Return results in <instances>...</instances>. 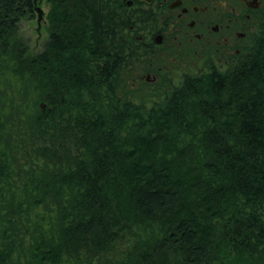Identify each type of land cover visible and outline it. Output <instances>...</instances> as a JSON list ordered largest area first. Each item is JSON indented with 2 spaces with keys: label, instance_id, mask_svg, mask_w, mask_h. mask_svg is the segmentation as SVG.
<instances>
[{
  "label": "trees",
  "instance_id": "16d2710c",
  "mask_svg": "<svg viewBox=\"0 0 264 264\" xmlns=\"http://www.w3.org/2000/svg\"><path fill=\"white\" fill-rule=\"evenodd\" d=\"M35 1L0 0V264H264V26L140 94L134 0H38L33 54Z\"/></svg>",
  "mask_w": 264,
  "mask_h": 264
},
{
  "label": "flooded vegetation",
  "instance_id": "af4514ba",
  "mask_svg": "<svg viewBox=\"0 0 264 264\" xmlns=\"http://www.w3.org/2000/svg\"><path fill=\"white\" fill-rule=\"evenodd\" d=\"M128 7L145 15L131 29L155 56L132 80L140 94L164 79L174 83L178 75L226 70L246 55L264 26V0H134Z\"/></svg>",
  "mask_w": 264,
  "mask_h": 264
},
{
  "label": "rangeland",
  "instance_id": "374dc122",
  "mask_svg": "<svg viewBox=\"0 0 264 264\" xmlns=\"http://www.w3.org/2000/svg\"><path fill=\"white\" fill-rule=\"evenodd\" d=\"M40 7L44 10V19L41 24L38 23V15L35 13L33 19L22 21L20 26L21 36L29 45V49L33 54L41 52L49 38V27L46 19L49 12V6L46 3H43ZM178 78L179 75L175 80V85H178L181 81V77Z\"/></svg>",
  "mask_w": 264,
  "mask_h": 264
},
{
  "label": "water",
  "instance_id": "95a60500",
  "mask_svg": "<svg viewBox=\"0 0 264 264\" xmlns=\"http://www.w3.org/2000/svg\"><path fill=\"white\" fill-rule=\"evenodd\" d=\"M35 11L38 15V23L41 24L44 19V10L38 5V0L35 1Z\"/></svg>",
  "mask_w": 264,
  "mask_h": 264
}]
</instances>
